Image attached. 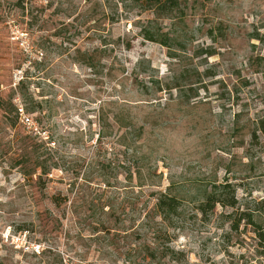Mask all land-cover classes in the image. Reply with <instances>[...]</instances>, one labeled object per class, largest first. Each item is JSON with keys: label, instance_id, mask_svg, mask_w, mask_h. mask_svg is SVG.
<instances>
[{"label": "rangeland", "instance_id": "obj_1", "mask_svg": "<svg viewBox=\"0 0 264 264\" xmlns=\"http://www.w3.org/2000/svg\"><path fill=\"white\" fill-rule=\"evenodd\" d=\"M151 4L0 0V100L16 122L0 111V264H141L151 190L181 199L169 232L183 255L166 264H264L256 227L241 218L231 228L250 216L264 231V0ZM103 40L93 69L76 61V47ZM120 104L144 124L127 151L112 138L95 144L99 108ZM22 131L41 137L47 164L57 160L47 177L11 166ZM136 165L149 186L138 185ZM223 183L236 204L202 213L198 200ZM52 194L72 204L57 208Z\"/></svg>", "mask_w": 264, "mask_h": 264}, {"label": "trees", "instance_id": "obj_2", "mask_svg": "<svg viewBox=\"0 0 264 264\" xmlns=\"http://www.w3.org/2000/svg\"><path fill=\"white\" fill-rule=\"evenodd\" d=\"M165 0H146V2L152 3L151 5L159 6L161 8L164 5ZM158 8V9H159ZM91 28L93 33L98 30V22L91 17ZM143 31V37L150 41H156L153 36V33L145 28ZM257 39L261 37L258 34L254 36ZM106 43L101 42L97 46L92 48H87L85 51L80 52V48L76 47V52L80 55L81 58H76V61L86 65L90 69H93L95 66L96 54H103L106 52ZM126 48H129V45L125 44ZM213 52H209L208 55H212ZM174 57V56H172ZM21 81L19 80L18 83ZM184 85H188V91H193V86L191 84H164L166 89L170 90L176 88L179 93L183 91ZM157 90H161L160 84L156 86ZM196 95V90L193 92L191 97ZM115 101L109 102L108 104H114ZM123 103V102H121ZM10 110H14L16 114L17 106H13L12 101L9 102ZM21 109V108H19ZM7 106L5 102L0 100V111L2 119L5 120L10 126H15L16 122L9 119V112H6ZM22 110V109H21ZM127 110V111H126ZM97 124L98 130L96 132V142L95 144L101 146L104 144V140L112 138L111 143L123 147L124 149L129 150L134 148V144L141 140L144 136V124L137 125L136 118L126 109L123 104L118 105L116 108L107 110L102 106L99 108L97 113ZM258 129L261 132L264 138V117L258 120ZM20 138V143L18 148L15 151V155L12 157L13 162L12 167H19L24 178L32 177L36 175L38 179H41L42 176L47 177L52 168L57 167V160H53L52 164H47L45 153L40 150L39 145L43 143L41 137L38 135H33L32 132L22 131ZM254 137V136H253ZM106 142V141H105ZM110 149V147H109ZM135 172L139 179V186H149V183L145 181L143 168L141 165L134 166ZM127 175L131 176L132 171L130 167H125L124 170ZM141 181V182H140ZM105 183L108 185V180L105 179ZM149 195L151 198L147 200L148 204L143 206L140 210V221L139 227L142 230L144 226H148L145 234L148 237V242L144 245L145 256L144 262L141 264H166L167 261L175 260L180 261L183 254L180 252H174L171 248V242L173 241L172 234L169 232V229L172 227L173 222L179 216L181 199L170 193L169 191L162 190H151ZM50 202L57 208L61 206L65 207L67 204L70 206L72 204V199L68 198L66 195L52 194L50 196ZM216 204L222 206L233 207L236 204L234 188L230 183L218 184L213 186L210 190H207L202 195V198L197 202V208L205 213L208 210L215 207ZM245 218L246 221L252 224L257 232L259 238L264 242V231L260 229V223L255 221L250 216H242L231 222V228H236L239 219ZM152 223L149 225V223ZM141 236L142 234H138ZM141 238V237H140Z\"/></svg>", "mask_w": 264, "mask_h": 264}, {"label": "built area", "instance_id": "obj_3", "mask_svg": "<svg viewBox=\"0 0 264 264\" xmlns=\"http://www.w3.org/2000/svg\"><path fill=\"white\" fill-rule=\"evenodd\" d=\"M19 113H20V115H21L20 120H21L24 124L28 125V124L30 123V118H29L28 116L23 115L21 109H19Z\"/></svg>", "mask_w": 264, "mask_h": 264}]
</instances>
